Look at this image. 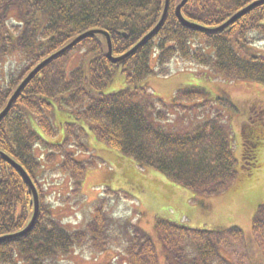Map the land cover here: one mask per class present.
I'll use <instances>...</instances> for the list:
<instances>
[{
  "label": "trees",
  "instance_id": "trees-1",
  "mask_svg": "<svg viewBox=\"0 0 264 264\" xmlns=\"http://www.w3.org/2000/svg\"><path fill=\"white\" fill-rule=\"evenodd\" d=\"M182 1L170 0L160 29L120 62L108 57L106 36L83 39L45 65L0 121V152L28 173L40 202L30 232L0 241V264H62L80 248L104 253L111 245H126V264H161V260L164 264H234L223 250L234 256L230 250L234 243L247 248L239 227L193 229L161 218L155 223L158 247L139 224L130 221L117 228L116 220L108 216L106 197L96 205L92 219L76 228L65 225L45 204L42 159L70 178L73 194H81L95 164L93 159L79 158L77 151H90V135L136 167L167 177L165 183L174 194L188 191L190 198L214 197L236 184L232 128L206 90L180 89L168 105L149 98L148 87L141 85L152 75L170 76L177 60L209 69L211 79L264 85V0H189L182 15L196 28L179 20L176 8ZM257 2L262 3L227 29L210 31ZM165 7L166 0H0V114L36 67L78 37L107 32L113 57H122L157 27ZM153 57L156 69L151 66ZM10 60H17L19 67L5 73ZM72 62L77 64L69 72ZM119 77L127 86L107 93ZM139 98L143 101L136 102ZM170 107L184 114L194 112L199 123L192 130L172 126ZM261 149L264 109L253 105L242 126L244 169L260 168ZM33 215L30 188L0 154V239L25 230ZM253 229L261 258L252 264H264V205L258 208Z\"/></svg>",
  "mask_w": 264,
  "mask_h": 264
},
{
  "label": "rangeland",
  "instance_id": "rangeland-1",
  "mask_svg": "<svg viewBox=\"0 0 264 264\" xmlns=\"http://www.w3.org/2000/svg\"><path fill=\"white\" fill-rule=\"evenodd\" d=\"M76 64L72 62L69 65V72ZM156 65L157 58L153 57L151 66L156 69ZM18 67L17 60H10L3 70L7 73ZM208 73L209 69L194 67L192 63L182 65L177 61L173 63L170 76L152 75L141 86L148 87L151 94L149 98L161 99L168 105L172 104L173 96L180 89L196 87L206 90L214 106L225 112L228 125L232 128L231 144L238 173L234 186L214 197L200 195L190 198L188 193L192 192L188 191H185L187 195L174 194L170 184L165 183V180H169L167 177L150 168L136 167L132 160L117 155L90 135L87 145L90 151L76 150L79 158L93 159L95 164L83 181L81 194H73L70 178L61 172L53 171V166L47 163L45 158L42 159L44 172L40 173V177L46 192L45 204L51 205L56 217L67 226H85L92 219L96 205L106 197L108 216L116 220L117 228L130 221L139 224L154 238L158 247L160 243L155 232L157 218L193 229L215 231L239 227L244 234L247 248L234 243L230 248L234 256L228 253L229 249L223 250V254L234 264H252L256 259H260L261 249L254 236L253 224L258 208L264 205V149L259 153L260 168L251 171L244 169L241 130L250 117L253 105L264 109V85L211 79L207 77L210 76ZM126 86V81L119 77L114 79L106 92L119 91ZM142 101V98H139L136 102ZM169 112L172 116L169 124L172 126L192 130L199 123V118L194 112L184 114L174 107H170ZM63 137L60 136V139ZM37 150L40 156L42 151L39 148ZM34 185L36 186L35 183ZM109 190L119 193H110ZM120 192H126L131 197ZM125 248L126 245H111L104 253L80 248L64 258L62 264H126L123 251ZM161 264H164L162 260Z\"/></svg>",
  "mask_w": 264,
  "mask_h": 264
},
{
  "label": "water",
  "instance_id": "water-1",
  "mask_svg": "<svg viewBox=\"0 0 264 264\" xmlns=\"http://www.w3.org/2000/svg\"><path fill=\"white\" fill-rule=\"evenodd\" d=\"M189 0H183L182 3L176 8V13L177 16L179 18V20L182 22L183 25L190 27V28H196V25L188 22L182 15V8L188 3ZM262 2H257L255 4H252L250 6H248L247 8H245L244 10L238 12L236 15H234L228 22H226L224 25H222L221 27L217 28V29H213L210 31H220V30H224L227 29L229 26H231L233 23H235L237 20H239L242 16L246 15L248 12H250L254 7H256L258 4H260ZM169 4H170V0H166V7H165V11L163 14V17L160 21V23L157 25V27L150 33L148 34V36H146L136 47H134L130 52H128L127 54H125L122 57L119 58H114L113 57V51H112V42L110 39V36L107 32L104 31H91L88 32L80 37H78L76 40H74L70 45H68L66 48H64L63 50H61L60 52H58L57 54L53 55L52 57H50L49 59H47L46 61H44L42 64H40L38 67H36L28 76L27 78L21 83V85L19 86V88L16 90L15 94L12 96V98L10 99L7 107L5 108V110L0 114V121L6 116V114L10 111L13 103L17 100L18 96L21 94V92L25 89V87L28 85V83L33 79V77L45 66L47 65L49 62H51L52 60H54L56 57H58L59 55H62L63 53H65L68 49L72 48L73 46H75L77 43H79L80 41H82L83 39L89 37V36H93L95 34H102L104 36L107 37L108 39V46H109V52H108V57L110 58L111 61L113 62H120L121 60L127 58L128 56L132 55L136 50H138L139 47H141L148 39H150L159 29L160 27L163 25L167 13H168V9H169ZM123 36L125 38H127L126 34H123ZM2 157L7 161V163H9L11 166H13L24 178L26 184L28 185V187L31 189V192L33 194V198H34V216L33 219L31 221V223L29 224V226L23 230L22 232L15 234V235H11V236H7L4 238H1L0 241L6 240V239H12V238H17V237H21L23 235H25L26 233L30 232L38 217H39V213H40V204H39V196H38V192L37 189L34 185V183L32 182L31 178L29 177V175L27 174V172L19 165L17 164L13 159H11L10 157H8L6 154L1 153Z\"/></svg>",
  "mask_w": 264,
  "mask_h": 264
}]
</instances>
